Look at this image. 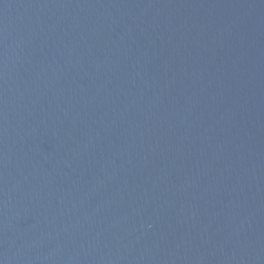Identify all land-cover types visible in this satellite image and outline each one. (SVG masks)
<instances>
[{
	"label": "water",
	"instance_id": "water-1",
	"mask_svg": "<svg viewBox=\"0 0 264 264\" xmlns=\"http://www.w3.org/2000/svg\"><path fill=\"white\" fill-rule=\"evenodd\" d=\"M0 264H264V0H0Z\"/></svg>",
	"mask_w": 264,
	"mask_h": 264
}]
</instances>
